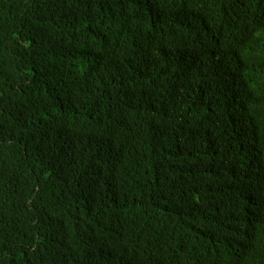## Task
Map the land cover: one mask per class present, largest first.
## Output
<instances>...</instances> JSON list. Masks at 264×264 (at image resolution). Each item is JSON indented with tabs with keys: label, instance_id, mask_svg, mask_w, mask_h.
Listing matches in <instances>:
<instances>
[{
	"label": "trees",
	"instance_id": "trees-1",
	"mask_svg": "<svg viewBox=\"0 0 264 264\" xmlns=\"http://www.w3.org/2000/svg\"><path fill=\"white\" fill-rule=\"evenodd\" d=\"M0 264H264V0H0Z\"/></svg>",
	"mask_w": 264,
	"mask_h": 264
},
{
	"label": "clouds",
	"instance_id": "clouds-1",
	"mask_svg": "<svg viewBox=\"0 0 264 264\" xmlns=\"http://www.w3.org/2000/svg\"><path fill=\"white\" fill-rule=\"evenodd\" d=\"M259 226V217H253L248 223L249 239L254 236Z\"/></svg>",
	"mask_w": 264,
	"mask_h": 264
},
{
	"label": "bare ground",
	"instance_id": "bare-ground-1",
	"mask_svg": "<svg viewBox=\"0 0 264 264\" xmlns=\"http://www.w3.org/2000/svg\"><path fill=\"white\" fill-rule=\"evenodd\" d=\"M220 51H223V49L220 48V49H219V52H220ZM212 54H213V56H214L215 58H218V56H217L218 52L213 51ZM255 57H256V55H255ZM219 59H220V58H219ZM246 65H247V64H246ZM188 71H189V70H188ZM186 76H187V73L185 74L184 78H185Z\"/></svg>",
	"mask_w": 264,
	"mask_h": 264
}]
</instances>
